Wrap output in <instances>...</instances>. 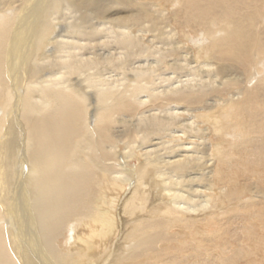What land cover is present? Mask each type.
Returning <instances> with one entry per match:
<instances>
[{
  "label": "bare ground",
  "instance_id": "1",
  "mask_svg": "<svg viewBox=\"0 0 264 264\" xmlns=\"http://www.w3.org/2000/svg\"><path fill=\"white\" fill-rule=\"evenodd\" d=\"M0 264H264V0H0Z\"/></svg>",
  "mask_w": 264,
  "mask_h": 264
}]
</instances>
